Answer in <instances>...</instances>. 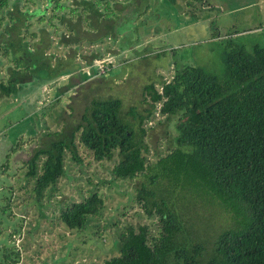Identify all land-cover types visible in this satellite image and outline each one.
Masks as SVG:
<instances>
[{"label": "trees", "instance_id": "trees-1", "mask_svg": "<svg viewBox=\"0 0 264 264\" xmlns=\"http://www.w3.org/2000/svg\"><path fill=\"white\" fill-rule=\"evenodd\" d=\"M27 1L32 2L0 0V26L5 20L1 32H6L0 49L8 55L0 74L1 95H14L30 80L53 81L76 65L70 55L47 51L57 46L52 36H58L59 44L108 36L123 48L126 44L118 40L125 30L116 29L119 22L134 19L148 6L142 0H44L42 7L28 9L23 5ZM135 1L142 4L136 7ZM33 14L36 22L44 19L50 27H38L44 37L39 29L28 31ZM236 32L223 37L222 75L188 64L168 77L150 79L142 86L148 95L145 113L133 109L131 119L121 115L118 97L91 98L78 121L45 133L28 158H21L25 174L33 178L36 199L62 174L66 150L79 160L78 147L95 160H112V177L145 176L152 188L141 184L136 198L145 214L155 216L154 230L145 221L128 225L117 235L115 252L98 264H264V43L254 42L247 49L230 35ZM137 41L139 37H134L130 47L135 48ZM98 56L95 52L88 59L91 72L90 60ZM77 72L82 79L88 76ZM59 92L55 90L54 96ZM153 109L165 120L173 118L174 144L148 161L142 121L153 117ZM184 179L240 215L233 226L216 233L208 251L199 242L176 236L182 224L174 195L178 192V198ZM102 205L93 189L78 200H64L57 216L65 228L76 231Z\"/></svg>", "mask_w": 264, "mask_h": 264}, {"label": "rangeland", "instance_id": "rangeland-1", "mask_svg": "<svg viewBox=\"0 0 264 264\" xmlns=\"http://www.w3.org/2000/svg\"><path fill=\"white\" fill-rule=\"evenodd\" d=\"M142 3L148 5L142 14L130 20L126 17L116 28L119 32L125 30L118 40L125 47L120 48L108 36L59 44L58 36L53 37L50 32L57 46L47 51L62 57L70 55L76 65L53 81L38 84V80H30L14 95L0 94V264H98L115 252L117 235L128 225L145 221L154 230L155 216L145 214L136 198L141 184L152 188L143 174L112 177V160H95L78 147L79 160L66 150L62 174L36 199L31 190L33 178L25 174L26 165L21 158H28L45 133L78 121L91 98L118 97L121 115L131 119L133 109L145 113L148 95L142 86L150 79L168 77L173 69L188 64L222 75L223 37L234 30L238 32L230 34L232 38L247 49L254 42L264 43V31L254 28L257 22L264 21V0H189L188 3L142 0ZM43 4L44 0H32L23 5L31 9ZM141 4L134 2L136 7ZM132 6L133 2L127 4L129 8ZM193 15L208 31L202 27L191 31L184 28ZM35 16L29 18L28 31L37 32L43 25L50 29L44 19L36 22ZM1 26L0 39L6 37ZM216 32L219 37H210ZM37 33L45 36L44 30ZM134 37H139V41L131 48ZM95 52L100 56L90 60L95 64L91 72L88 59ZM7 56L0 49V74ZM77 69L87 71V78L82 79ZM58 89L60 92L55 97ZM153 110V117L142 121L148 161L163 155L174 144L173 118L165 120L163 114ZM180 187L174 201L182 229L176 236L199 242L208 251L216 233L233 226L240 215L197 188L192 180L184 179ZM93 189L102 197L103 205L98 212L87 215L83 229L65 228L57 216L63 201L78 200Z\"/></svg>", "mask_w": 264, "mask_h": 264}, {"label": "crops", "instance_id": "crops-1", "mask_svg": "<svg viewBox=\"0 0 264 264\" xmlns=\"http://www.w3.org/2000/svg\"><path fill=\"white\" fill-rule=\"evenodd\" d=\"M188 22H185L187 24L184 25V28H188L187 30L188 31H191V30H198L200 27H202V29H206L205 25L200 23L198 18L196 16H192L191 19L187 20ZM264 21H260V22H257V23H263ZM207 30V29H206ZM208 31V30H207ZM208 36V35H207ZM210 37H219L217 35V32L214 36H212L210 34Z\"/></svg>", "mask_w": 264, "mask_h": 264}, {"label": "built area", "instance_id": "built-area-1", "mask_svg": "<svg viewBox=\"0 0 264 264\" xmlns=\"http://www.w3.org/2000/svg\"><path fill=\"white\" fill-rule=\"evenodd\" d=\"M259 29H264V24L263 25H261L260 27H259ZM92 66L94 67L95 66V64H92ZM95 68V67H94ZM86 73H88L87 71H86Z\"/></svg>", "mask_w": 264, "mask_h": 264}]
</instances>
